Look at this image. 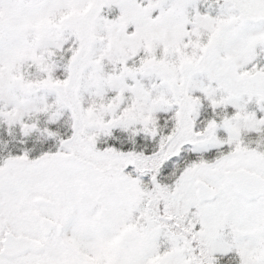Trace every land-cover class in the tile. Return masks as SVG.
<instances>
[{"label":"snow or ice","instance_id":"obj_1","mask_svg":"<svg viewBox=\"0 0 264 264\" xmlns=\"http://www.w3.org/2000/svg\"><path fill=\"white\" fill-rule=\"evenodd\" d=\"M0 264H264V0H0Z\"/></svg>","mask_w":264,"mask_h":264}]
</instances>
